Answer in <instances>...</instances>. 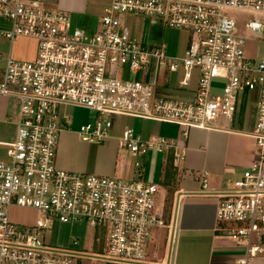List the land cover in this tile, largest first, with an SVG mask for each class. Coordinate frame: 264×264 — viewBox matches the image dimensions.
Here are the masks:
<instances>
[{"label":"built area","instance_id":"built-area-1","mask_svg":"<svg viewBox=\"0 0 264 264\" xmlns=\"http://www.w3.org/2000/svg\"><path fill=\"white\" fill-rule=\"evenodd\" d=\"M234 13L254 18L240 21ZM123 14L160 18L170 28L187 31L184 55L168 56L163 46L132 37ZM0 17L12 24L0 30L1 37L37 41L32 60L0 53V99L19 101L16 112L5 110L0 118V124L16 127L13 141L0 140L6 148L0 159V264H74L85 258L153 264L146 252L152 229L166 228L171 247L176 241V218L166 223L165 211L157 210L158 183L59 167L60 135L73 123L70 107L94 113L95 119L78 131L91 144L111 138L110 115L178 128V138L145 139L124 130L116 138L119 162L125 154L150 152H173L174 163L183 160L182 142L193 129L251 137L259 158L230 188L210 195L217 198V231L245 250L234 264L264 261V52L262 57L245 52L246 41L264 42V0H111L95 29L74 27L69 13L47 0H0ZM172 73L178 75L176 82ZM254 91L256 120L245 131L235 125L243 121L247 95ZM208 176L207 170L199 175L205 193ZM15 207L35 210L34 222L14 220ZM56 221H86L103 253L48 245L46 230Z\"/></svg>","mask_w":264,"mask_h":264},{"label":"rangeland","instance_id":"rangeland-1","mask_svg":"<svg viewBox=\"0 0 264 264\" xmlns=\"http://www.w3.org/2000/svg\"><path fill=\"white\" fill-rule=\"evenodd\" d=\"M111 0H89V3L98 4L97 11L102 12L101 5L105 8L110 4ZM104 4V5H103ZM238 20L252 19L254 16H245L241 13L233 14ZM72 17V16H71ZM122 23L129 28L132 37H136L143 44H152L163 46L166 54L171 57H180L184 55L189 40V33L185 30L174 29L166 26L160 18H151L144 16H136L132 14H123ZM73 19V18H72ZM74 19V27L85 29H95V22H87L84 18ZM92 19V18H91ZM12 24L6 18L0 17V30H9ZM37 41L30 37L19 36L15 40L0 36V53L4 58L11 55L15 58L24 60H32L36 55ZM245 52L247 55L258 53L259 57L263 56L264 42L246 41ZM4 64L0 60V65ZM178 75L171 74V80L176 82ZM220 83L215 82L217 85ZM220 87L214 92L219 93ZM246 108L241 129L250 131L256 120L257 114V93L249 92L246 98ZM19 107V101L16 98L0 99V117L4 115L5 110L16 112ZM67 114L72 118V126L69 130L64 131L60 135L64 136V151L71 154L67 160L76 164V170L65 168L59 164V149H57V163L59 167L67 171H78L80 166H88L94 168L102 164L106 169H112L113 174H104L107 176L120 177L125 180H141L146 183H159L160 192L156 199L157 210L165 211V221L168 223L170 213L172 211V190L168 185L160 182L159 170L162 167L164 154L158 152H150L144 157H136L131 154H125L124 158L119 162L116 158V138L122 136L124 130L133 129L137 134L145 139L157 136H165L174 138L178 134V128L170 123L137 118L126 115H110L108 118L112 121L113 127L110 131L111 138L106 140L104 144L87 143L81 141L78 134L80 126L95 119L93 112L85 109L68 108ZM16 116V114H15ZM240 125V123H239ZM16 127L10 124H0V140L11 142L15 138ZM246 140V139H244ZM248 141V140H247ZM60 143V142H59ZM6 148L0 146V159L5 157ZM140 162L141 166L136 167L135 162ZM124 163V164H123ZM123 164V165H122ZM80 172V171H79ZM88 173H98L86 170ZM100 174V173H98ZM103 175V174H102ZM14 220L21 224H31L34 222L37 212L32 209L15 207L12 210ZM153 242L148 247V252L156 256L164 255L166 251L167 230L164 227H154L152 229ZM97 232L86 221L62 223L53 222L46 230L45 240L48 245L60 250H75L79 253L94 255V253H103L101 247L96 242ZM78 241L75 243V241ZM169 248V247H168ZM74 264H107L101 260L85 258L84 260H74ZM257 264H264V261L258 260Z\"/></svg>","mask_w":264,"mask_h":264},{"label":"crops","instance_id":"crops-1","mask_svg":"<svg viewBox=\"0 0 264 264\" xmlns=\"http://www.w3.org/2000/svg\"><path fill=\"white\" fill-rule=\"evenodd\" d=\"M47 4L67 11L72 16L73 23L74 19L81 21L80 17L87 22H95L104 10L101 5L102 12L97 11L99 5L89 3V0H53ZM241 125L242 121L235 126L241 128ZM65 135L61 136L59 143V164L76 170V164L67 160L71 154L64 151L62 139ZM174 138H178V134ZM182 143L186 148L185 157L172 163L168 180V186L172 190V211L168 222H174L176 218V241L172 247L169 242L168 245L166 243L169 248L166 247L160 258L148 252V247L153 242L152 233L147 244V258L153 264H234L244 255L245 250L217 231V198L210 194L230 188L243 170L259 158L260 152L251 137L219 129H193L189 139ZM170 153L164 154L159 170L161 183L168 174L165 168ZM77 170L113 174L112 169H106L102 164L94 168L80 166ZM203 170L209 172L206 193L201 191L199 178Z\"/></svg>","mask_w":264,"mask_h":264},{"label":"trees","instance_id":"trees-1","mask_svg":"<svg viewBox=\"0 0 264 264\" xmlns=\"http://www.w3.org/2000/svg\"><path fill=\"white\" fill-rule=\"evenodd\" d=\"M47 2L50 4V2L52 3L53 0H47ZM172 163H173V154L172 152L168 155V159H167V164H166V168L165 170L167 171L168 170V174L167 176L165 177V179L162 181L163 184L165 185H168L169 183V169L172 167Z\"/></svg>","mask_w":264,"mask_h":264}]
</instances>
